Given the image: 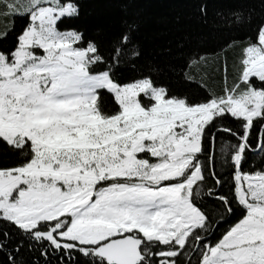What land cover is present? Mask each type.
Listing matches in <instances>:
<instances>
[{
	"label": "snow or ice",
	"instance_id": "obj_1",
	"mask_svg": "<svg viewBox=\"0 0 264 264\" xmlns=\"http://www.w3.org/2000/svg\"><path fill=\"white\" fill-rule=\"evenodd\" d=\"M79 14L0 0V143L19 154L0 162V264H264V21L232 43L236 76L225 62L219 91L194 99L151 72L124 82L135 24L105 54L65 27Z\"/></svg>",
	"mask_w": 264,
	"mask_h": 264
},
{
	"label": "trees",
	"instance_id": "obj_2",
	"mask_svg": "<svg viewBox=\"0 0 264 264\" xmlns=\"http://www.w3.org/2000/svg\"><path fill=\"white\" fill-rule=\"evenodd\" d=\"M78 3L79 17L66 21L65 27L86 33L105 54H112L114 42L129 24H135L129 47H138L142 56L121 57L120 77L124 82L151 72L153 80L166 85L172 94L194 99L205 94V86L209 91H219L225 62L229 80L236 76L243 53L232 43L247 44L264 21L261 0H78ZM205 7L206 15L201 11ZM232 11H241L250 20L240 26H223L221 14ZM16 23L19 28L24 20L17 19ZM198 57L206 58L207 63L192 71L191 77L187 69L182 75L184 65ZM102 97L105 110L118 107L112 95L105 92ZM18 155L0 143V162L15 160ZM224 227L227 225L221 231Z\"/></svg>",
	"mask_w": 264,
	"mask_h": 264
},
{
	"label": "rangeland",
	"instance_id": "obj_3",
	"mask_svg": "<svg viewBox=\"0 0 264 264\" xmlns=\"http://www.w3.org/2000/svg\"><path fill=\"white\" fill-rule=\"evenodd\" d=\"M142 95V94H141Z\"/></svg>",
	"mask_w": 264,
	"mask_h": 264
}]
</instances>
